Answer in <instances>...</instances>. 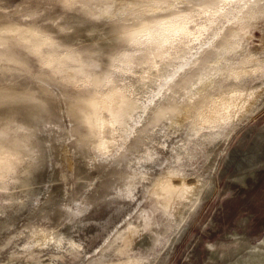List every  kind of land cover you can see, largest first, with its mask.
Instances as JSON below:
<instances>
[{"label":"rangeland","instance_id":"obj_1","mask_svg":"<svg viewBox=\"0 0 264 264\" xmlns=\"http://www.w3.org/2000/svg\"><path fill=\"white\" fill-rule=\"evenodd\" d=\"M0 264H264V0H0Z\"/></svg>","mask_w":264,"mask_h":264},{"label":"bare ground","instance_id":"obj_2","mask_svg":"<svg viewBox=\"0 0 264 264\" xmlns=\"http://www.w3.org/2000/svg\"><path fill=\"white\" fill-rule=\"evenodd\" d=\"M258 148H259V147H258V145H257V147H256L255 151H253V153H252V152H251V153H243V154H242V157L244 156V159H245L246 156L256 155V153H254V152H256V150H257ZM242 157H241V160L243 159ZM253 158H254V157H253ZM243 161H244V160H243Z\"/></svg>","mask_w":264,"mask_h":264}]
</instances>
